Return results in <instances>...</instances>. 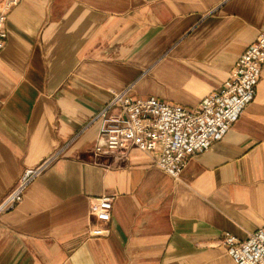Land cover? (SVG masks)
I'll list each match as a JSON object with an SVG mask.
<instances>
[{
  "label": "crops",
  "instance_id": "crops-1",
  "mask_svg": "<svg viewBox=\"0 0 264 264\" xmlns=\"http://www.w3.org/2000/svg\"><path fill=\"white\" fill-rule=\"evenodd\" d=\"M3 0H0V7ZM0 51V264H237L264 225V65L228 131L178 178L135 147L95 157L98 112L127 89L194 107L264 32V0H20ZM112 196L107 218L91 198Z\"/></svg>",
  "mask_w": 264,
  "mask_h": 264
},
{
  "label": "built area",
  "instance_id": "built-area-1",
  "mask_svg": "<svg viewBox=\"0 0 264 264\" xmlns=\"http://www.w3.org/2000/svg\"><path fill=\"white\" fill-rule=\"evenodd\" d=\"M19 1L3 0L0 7V51L7 38V16ZM263 65L264 32H260L237 59L225 84L204 96L194 107L154 96L136 97L127 89L114 93L95 117L100 126L93 147L94 156L118 158L135 147L153 154L156 166L178 178L187 158L207 150L215 140L223 137L253 100ZM55 156L50 154L36 165L27 167L0 203V211L20 203L28 185ZM112 199L110 195L92 197L90 211L107 218ZM220 243L226 246L237 264H264V225L250 232L245 239L225 233Z\"/></svg>",
  "mask_w": 264,
  "mask_h": 264
}]
</instances>
